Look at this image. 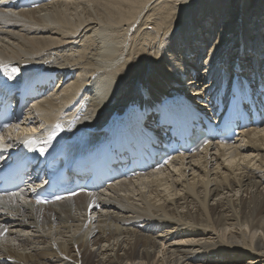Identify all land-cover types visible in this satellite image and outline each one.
Segmentation results:
<instances>
[{"label":"bare ground","instance_id":"6f19581e","mask_svg":"<svg viewBox=\"0 0 264 264\" xmlns=\"http://www.w3.org/2000/svg\"><path fill=\"white\" fill-rule=\"evenodd\" d=\"M15 1L0 0V73L17 85L46 73L56 88L0 134L1 164L59 127L104 132L131 109L162 136L155 110L168 98L217 113L235 84L250 85L264 118V0ZM139 122L123 134L148 141ZM238 131L95 195L37 204L46 179L0 195V264H264V123Z\"/></svg>","mask_w":264,"mask_h":264},{"label":"rangeland","instance_id":"374dc122","mask_svg":"<svg viewBox=\"0 0 264 264\" xmlns=\"http://www.w3.org/2000/svg\"><path fill=\"white\" fill-rule=\"evenodd\" d=\"M256 1V0H255ZM260 1V0H259ZM233 2H234V0H227V2L226 3H228V8H230V7H232V4H233ZM215 1L214 0H211V5H213V6H215ZM222 3H224V1L222 2ZM258 2H254V1H251V3H250V6H248V8L249 9H252V7H254L253 5H255L256 6V4H257ZM238 4V3H237ZM237 7V6H236ZM250 14V13H249ZM254 14L255 13H251L250 15H249V21L251 22L252 20V23H254V21H255V19H254ZM263 15H264V12H263ZM252 17V18H251ZM262 20H264V16H263V18H262ZM263 23H264V21H262ZM264 29V28H263ZM262 36H263V38H262V41L264 42V30H262ZM168 230H170V227L168 228ZM179 235V234H178ZM175 236V235H174ZM178 237V236H177ZM170 242V241H169ZM162 245V244H161ZM165 246V247H164ZM161 252H164V253H168L169 251L168 250H170V246H169V243L167 242V244L166 243H164L161 247ZM172 250L171 251H173L174 250V248H171ZM206 251H210L209 249H207ZM122 253V254H121ZM125 252L124 251H121L120 252V256H122L123 254H124ZM162 255L161 254H158V255H156V261H160V260H162ZM154 259V260H155ZM248 261H249V258H247V260L245 261V262H243V264H247L248 263ZM130 264V263H129Z\"/></svg>","mask_w":264,"mask_h":264}]
</instances>
